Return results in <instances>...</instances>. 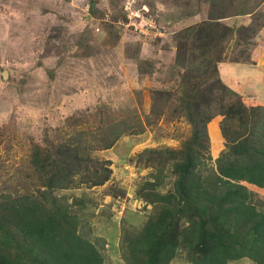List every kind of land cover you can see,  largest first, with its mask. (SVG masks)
Masks as SVG:
<instances>
[{"label":"rangeland","instance_id":"374dc122","mask_svg":"<svg viewBox=\"0 0 264 264\" xmlns=\"http://www.w3.org/2000/svg\"><path fill=\"white\" fill-rule=\"evenodd\" d=\"M210 6L211 0H0V193L24 192L36 180L30 165L35 144L81 131L93 139L111 119L139 117L147 123L143 133L124 134L109 149L93 151L113 170L104 185L57 192L69 202L85 200V206H74L80 231L99 247L105 264H127L124 230H139L153 212L136 196L153 171L139 154L147 148L179 149L193 131L184 116L148 118L153 90H174L175 34L207 18ZM256 11L264 13V1ZM236 20L241 25L251 17L224 22ZM259 21L264 23V16ZM235 38L224 43L220 77L251 100L264 97V70L254 64L264 56V27L248 42ZM214 125L216 120L209 123L211 132ZM214 144L207 169L225 148ZM250 187L264 205V191ZM170 264L193 263L184 250ZM229 264L254 262L245 257Z\"/></svg>","mask_w":264,"mask_h":264},{"label":"trees","instance_id":"16d2710c","mask_svg":"<svg viewBox=\"0 0 264 264\" xmlns=\"http://www.w3.org/2000/svg\"><path fill=\"white\" fill-rule=\"evenodd\" d=\"M263 1L211 0L207 18L175 34L174 90H153L148 118L184 116L192 136L179 149L147 148L139 154L153 171L136 196L153 212L139 230L125 228L127 264H170L184 250L193 264L245 257L264 264V205L250 187L264 191V97L251 100L220 77L224 43L234 37L248 42L264 27L259 21L264 13L256 11ZM246 15L251 17L246 24L224 22ZM146 126L139 117L111 119L93 139L81 131L35 144L30 165L36 180L24 192L0 193V264H105L99 247L80 231L74 206H85V200L69 202L57 192L104 185L113 170L93 151L109 149L124 134L143 133ZM212 142L225 148L207 169Z\"/></svg>","mask_w":264,"mask_h":264},{"label":"crops","instance_id":"0c3cea01","mask_svg":"<svg viewBox=\"0 0 264 264\" xmlns=\"http://www.w3.org/2000/svg\"><path fill=\"white\" fill-rule=\"evenodd\" d=\"M248 16V15H247ZM263 32V31H262ZM254 59H255V57H254ZM256 60V59H255ZM264 56H261V57H259L258 58V62H256V63H254V64H256V66L253 64V63H249V64H245L246 66H252V67H256V68H259V69H263L264 70Z\"/></svg>","mask_w":264,"mask_h":264},{"label":"water","instance_id":"95a60500","mask_svg":"<svg viewBox=\"0 0 264 264\" xmlns=\"http://www.w3.org/2000/svg\"><path fill=\"white\" fill-rule=\"evenodd\" d=\"M6 74V71H4V75Z\"/></svg>","mask_w":264,"mask_h":264}]
</instances>
